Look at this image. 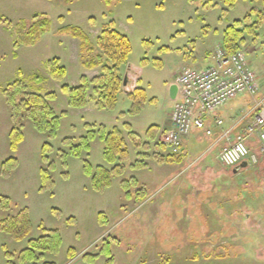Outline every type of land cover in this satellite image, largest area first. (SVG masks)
I'll use <instances>...</instances> for the list:
<instances>
[{
    "label": "rangeland",
    "instance_id": "rangeland-1",
    "mask_svg": "<svg viewBox=\"0 0 264 264\" xmlns=\"http://www.w3.org/2000/svg\"><path fill=\"white\" fill-rule=\"evenodd\" d=\"M253 7L264 8L261 1L250 0H238L233 7L224 0H0V197L10 198L15 206L0 209V221L22 209L31 221L30 235L20 242L0 229V264H34L20 261V252L29 240L51 231L60 235L59 249L37 252L41 259L35 264H264V154L247 168L225 173L219 152L207 150L205 139L192 152L195 167H184L188 161L157 180L154 171L150 183L143 179L149 170L142 168L149 161L156 168L171 154L161 143L160 130L151 136L155 127L149 126L166 118V84L181 70L185 54L197 58L194 67L212 63L204 59L205 51L215 55L224 30ZM35 15L50 18L51 30L35 44L17 47L16 24L31 23ZM117 20L126 24L120 30L129 36L132 48L121 67L123 77L137 78L146 95L135 113L128 111L133 107L125 91L130 80L112 108L97 107L93 79L102 74L101 67L86 65L89 54L82 41L63 31L80 27L99 52L103 27L114 21L118 28ZM257 34L245 33L240 50L262 82L264 23ZM53 58L67 68L60 80L52 78L46 66ZM35 74L46 78L40 95L52 110L48 119L54 120L53 130L38 129L25 105V99L39 92L30 82ZM16 80L21 85L11 88ZM83 83L88 102L72 106L62 88ZM248 98L239 95L218 111L238 110ZM127 119L141 139L129 128L128 133L112 128ZM113 129L121 130L126 152L109 154L108 162L100 136ZM16 133L23 138L14 147ZM210 162L222 170L200 167ZM106 169L112 171V184L97 189L93 176L101 178ZM44 170L51 179H44ZM7 252L13 254L10 260Z\"/></svg>",
    "mask_w": 264,
    "mask_h": 264
},
{
    "label": "trees",
    "instance_id": "trees-1",
    "mask_svg": "<svg viewBox=\"0 0 264 264\" xmlns=\"http://www.w3.org/2000/svg\"><path fill=\"white\" fill-rule=\"evenodd\" d=\"M67 2H73L76 0H66ZM107 4H111L114 0H104ZM225 4L233 7L238 0H224ZM247 1V0H244ZM250 1H261L264 6V0H250ZM256 15L255 21L252 23V17ZM264 23V8L262 10H255L253 7L250 12L244 17V19L236 20L230 24L224 30V37L222 39V46L228 53H234L240 50V46L244 42L245 33L251 34L253 36L258 35L257 30ZM52 21L50 18L40 15H35L31 23L27 20H20L16 24L15 29V45L19 47L20 45H33L41 39V37L51 30ZM65 33H70L72 36L79 38L82 41L81 47L83 51H87L89 57L87 58L85 64L91 68H100L102 74L96 76L93 82L96 83L95 92L97 94L96 105L99 108H112L117 101L118 93L122 89L124 83V77L121 71L123 64L128 62V58L131 52V42L129 37L119 31L115 22L111 21L105 25L102 29V33L98 38V46L100 48L99 52H96L95 46L86 34V32L78 26H68L63 29ZM46 66L49 70L52 78L60 80L67 74V68L60 64L59 58H53L46 62ZM46 81V78L35 74L30 80L32 86L36 85L38 94H34L25 99L26 107H30V111L33 116L35 126L40 129H50L53 130L54 120L52 110L46 105L45 98L40 95L43 87H41L42 82ZM21 80H16L14 83L9 85L11 88H18ZM10 87L5 88V92H8ZM13 88V89H14ZM63 91L68 95L69 103L75 107L85 106L88 102V86L83 83L76 87L63 86ZM133 100V112H136L145 102L146 95L145 91L142 89H136L134 92L129 94ZM32 108V110H31ZM39 110L40 114L32 111ZM51 116L50 119L48 117ZM49 131V130H46ZM122 132L119 129H113L111 131L101 134V139L105 144L103 148V153L108 162H112L109 158V154L116 152L121 154L126 152L124 148V138ZM13 146L16 147L17 143L22 140L23 135L21 133L14 134ZM87 146V144H85ZM46 148V147H45ZM44 148V152H45ZM46 156V155H45ZM181 155L176 156L175 154H170L168 156L167 162L175 163L181 161ZM46 158V157H45ZM89 162H86V172L90 174V169H88ZM99 167H102L99 165ZM44 179H51L48 170H44ZM94 177V186L97 189H105L112 184V171L104 170L103 176L99 179ZM15 207L10 198L6 196L0 197V209L11 210ZM0 229L5 234L11 236L15 241L25 240L31 232V221L26 209L20 210L16 215H9L0 221ZM50 235L40 237L38 239L29 240L28 247L20 252V261H30L35 264L41 259L40 253H51L57 252L61 244V238L58 232L51 231ZM13 254L7 252L8 260ZM72 258L74 255H71ZM43 257V256H42ZM10 264V263H9ZM43 264H56L55 262H44Z\"/></svg>",
    "mask_w": 264,
    "mask_h": 264
},
{
    "label": "built area",
    "instance_id": "built-area-1",
    "mask_svg": "<svg viewBox=\"0 0 264 264\" xmlns=\"http://www.w3.org/2000/svg\"><path fill=\"white\" fill-rule=\"evenodd\" d=\"M215 60V64L204 69L190 66L181 69L176 81L179 98L161 142L171 153L178 154L193 128L206 129L208 115L241 94L256 95L257 100L241 120L246 124V132L235 135L232 141L228 139L229 144L220 153V161L227 168L242 162L255 164L264 154V90L242 50L228 53L219 45ZM216 122L223 123L222 120ZM207 133L212 134V130L208 129ZM251 134L258 138V150L253 149L247 139Z\"/></svg>",
    "mask_w": 264,
    "mask_h": 264
},
{
    "label": "crops",
    "instance_id": "crops-1",
    "mask_svg": "<svg viewBox=\"0 0 264 264\" xmlns=\"http://www.w3.org/2000/svg\"><path fill=\"white\" fill-rule=\"evenodd\" d=\"M117 25H118L117 29L119 31H121L120 28H122V26L126 27V24H124V23L121 24V20H117ZM121 32L124 33L123 31H121ZM124 34H126V33H124ZM259 35H260V33H259ZM192 53H193V51H192ZM191 55H193V54H188V53L185 54V63L183 64V66L180 69H182L184 66L194 67L193 65L196 63L197 58L194 56H191ZM203 55H205L204 59L208 58V60H209L208 62H212V63H207V65L205 67H202V68H197V67H194V68L204 69V68L212 66L213 64L216 63L214 53L211 54L210 51H205V53ZM203 55L201 57H203ZM193 61H194V63H193ZM180 71L181 70H179V72L175 75V77L171 81H168V83L166 84L167 91H168V97H169V104H168V111L166 112V118L164 119V121H162V124H158V123L154 122L149 126V129H151V126L155 127V129L153 128L154 130L150 131L151 136L155 135L154 131H157V128L160 130V132L162 134L166 129H168L170 127L171 113H172V110L174 108L176 101L179 98V88H178V91L175 92V94H173V95L171 93V88L173 85H175V84L177 85L176 81H177V77H178ZM122 74H124V73L122 72ZM261 76H262V74H261ZM129 80H130V83H129L130 86H128V89H126V87H125V91L127 92L128 95L131 92H134L136 89L144 90L142 88V85L138 84L137 78L133 79V80L129 78ZM260 84H261L262 88L264 89V76L262 77V82H260ZM241 95L246 96V97H250V98H248L249 99L248 103L245 102L246 105H243V107L239 108L240 110L239 109L237 110L236 108H234L230 112H225L224 114H221V112L218 111L219 110V108H218L214 113H212L206 117V119H205L206 129L193 128L191 133L184 139V145H183V151L184 152L181 154L183 157H181L180 162L156 163V161H157L156 160L155 163L158 164V166L156 168H152V166L150 167L149 163H151V161L146 162L147 163L146 166H143L142 168L145 170H149L150 174L148 173V174L144 175L143 179H146L145 181H147V182L149 181L148 179H150V181H151V176L153 175L154 171H156L157 172L156 175H158V177L156 179H155V176H152V177L154 178V180H157L161 176V173L164 174L165 172H171V173L177 172V166H180L184 163H187L188 161H190V163H188L184 167H186V168H188V166H189V168L195 167L193 162L196 161L197 158L194 157V155H192V152L195 149H199V146L200 145L202 146L205 139L209 144V146L207 147L208 148L207 150H214L215 152L218 151L220 154L222 149L229 144L228 139H230L232 141L235 135H237L241 132L242 133L246 132V124H245V122H243L241 120L250 111V109L254 105L255 101L257 100V96L256 95H250V94H241ZM131 110H132V108L128 109V111L133 112ZM134 113L131 115H136ZM216 120H222L223 123L221 125H218ZM115 126L119 127L123 131H126L127 133L130 132V131H128V128H129V129H131V133L133 132V134L135 136L139 137L140 139L142 138L141 132L136 127L133 126L131 119L124 120L123 126L118 123V124L113 125L112 128ZM208 129L212 130V134L207 133ZM231 129H232V131H230ZM224 135H225V137H224ZM247 139L250 142L252 148L255 150H258V138H257L256 134L248 135ZM102 152H103V150H102ZM219 159H220V156H219ZM201 166H203L204 169H206V170H213V171L214 170L220 171L219 169L222 170V168L218 165V163H215V162L214 163L210 162V164L208 163V164H204V165L201 164L200 167ZM218 167H220V168H218ZM199 169H202V168H199ZM231 169H234V168L224 167L222 171H225V173H227ZM134 177H137V176H134ZM168 177L169 176H166L165 178H168ZM137 178L141 179L140 176H138ZM150 181H149V183H150Z\"/></svg>",
    "mask_w": 264,
    "mask_h": 264
},
{
    "label": "water",
    "instance_id": "water-1",
    "mask_svg": "<svg viewBox=\"0 0 264 264\" xmlns=\"http://www.w3.org/2000/svg\"><path fill=\"white\" fill-rule=\"evenodd\" d=\"M127 84H128V77L125 76V79H124V85L126 86ZM177 91H178V86L175 84V85H173L172 88H171V93H172V95L175 94V92H177ZM248 165H249V164H248L247 162H243V163H241L239 166L235 167L234 172H237V171H239V170L242 169V168H247Z\"/></svg>",
    "mask_w": 264,
    "mask_h": 264
}]
</instances>
